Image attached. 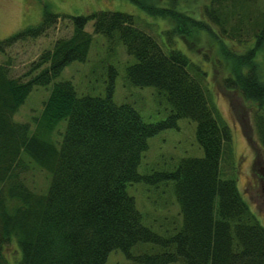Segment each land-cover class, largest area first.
<instances>
[{
	"label": "trees",
	"instance_id": "16d2710c",
	"mask_svg": "<svg viewBox=\"0 0 264 264\" xmlns=\"http://www.w3.org/2000/svg\"><path fill=\"white\" fill-rule=\"evenodd\" d=\"M129 1L174 22L164 33L165 48L135 25L134 15L96 10L69 16L72 34L57 39L22 76L11 74L10 62L0 64V264H11L10 259L14 264H105L112 250L141 264H264V227L242 198L236 178L221 167L224 155H231L230 127L208 98L202 82L206 72L177 46L178 38L187 40L192 32L205 30L219 49L228 48L230 75L223 86L255 104L253 126L264 148V79L256 60L259 52L264 59V0H208L205 20L175 9V3ZM58 16L44 11L37 24L0 39V52L43 34ZM90 20L93 33L112 45L122 43L133 57L125 69L130 83L164 94L167 117L145 122L131 105L116 104L113 70L106 95L78 96L70 81L61 80L53 84L41 115L33 118V128L30 122L15 121L13 115L34 86L49 85L67 64L86 59ZM181 118L195 123L203 155L182 157L171 171L138 173L148 139L176 128ZM60 121L66 122L65 129L54 141L51 134ZM32 163L50 172L43 191L26 184L24 172ZM163 180L174 182L183 218L180 229L168 237L142 223L126 190L128 183ZM14 241L15 259L5 253ZM138 243L161 249L133 255Z\"/></svg>",
	"mask_w": 264,
	"mask_h": 264
},
{
	"label": "rangeland",
	"instance_id": "374dc122",
	"mask_svg": "<svg viewBox=\"0 0 264 264\" xmlns=\"http://www.w3.org/2000/svg\"><path fill=\"white\" fill-rule=\"evenodd\" d=\"M174 1V2H173ZM148 3L172 6L186 14L205 20L204 6L208 0H147ZM96 10H115L134 15L135 25L149 33L162 45L168 29L174 22L160 15H150L129 0H0V39L19 29L37 24L44 11L57 14V22L36 38L18 41L0 52V64L11 63V74L22 76L33 62L46 51L53 48L54 42L69 37L73 32L69 16L85 15ZM85 30L92 34L87 57L84 61L67 64L60 74L46 86H34L24 103L13 115L18 122H30L38 118L43 110L55 82L66 80L73 85L78 96H104L108 91L113 70L114 87L112 99L116 104L131 105L145 122L165 119L169 113V103L163 93L153 86H135L125 75L126 66L133 62L125 46L118 42L110 44L102 34L93 33L92 21ZM205 30H197L187 40H177V46L200 66L206 73L202 82L220 119L232 133L231 155L226 153L222 159V171L228 177L234 176L239 192L264 227V148L253 126L252 110L255 104L244 100L238 91L227 90L223 81L230 75V52L220 46ZM228 46L230 44H227ZM239 51L246 48L238 47ZM256 60L261 64L260 72L264 79V59L258 53ZM44 65H42L43 67ZM112 68V69H111ZM192 72L195 70L192 68ZM65 121L57 123L51 137L61 139ZM203 149L195 138V123L187 118L177 121L176 128L164 129L148 139V148L143 152L137 171L147 175L156 171H171L182 157L202 156ZM24 172L26 184L35 191L46 189L50 172L33 163ZM262 179V181H261ZM129 195L134 197L137 209L142 214V223L158 235L168 237L176 233L182 225V214L171 180L149 184L132 182L126 185ZM161 248L152 243H138L132 254L156 252ZM5 253L15 259L19 254L15 241L9 243ZM11 260V264L14 262ZM105 264H141L127 259L121 250H112ZM171 264H182L180 261Z\"/></svg>",
	"mask_w": 264,
	"mask_h": 264
},
{
	"label": "flooded vegetation",
	"instance_id": "af4514ba",
	"mask_svg": "<svg viewBox=\"0 0 264 264\" xmlns=\"http://www.w3.org/2000/svg\"><path fill=\"white\" fill-rule=\"evenodd\" d=\"M261 181H262V179H261Z\"/></svg>",
	"mask_w": 264,
	"mask_h": 264
}]
</instances>
